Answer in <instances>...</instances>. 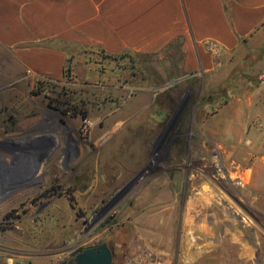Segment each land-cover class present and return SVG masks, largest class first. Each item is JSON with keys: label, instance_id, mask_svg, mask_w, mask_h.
Segmentation results:
<instances>
[{"label": "rangeland", "instance_id": "1", "mask_svg": "<svg viewBox=\"0 0 264 264\" xmlns=\"http://www.w3.org/2000/svg\"><path fill=\"white\" fill-rule=\"evenodd\" d=\"M208 51L198 75L180 45L0 70V264L104 243L115 264H264V47Z\"/></svg>", "mask_w": 264, "mask_h": 264}, {"label": "crops", "instance_id": "2", "mask_svg": "<svg viewBox=\"0 0 264 264\" xmlns=\"http://www.w3.org/2000/svg\"><path fill=\"white\" fill-rule=\"evenodd\" d=\"M211 44L223 62L260 54L264 0H0L1 71L59 78L85 49L155 55L180 45L183 71L198 75L216 69Z\"/></svg>", "mask_w": 264, "mask_h": 264}, {"label": "water", "instance_id": "3", "mask_svg": "<svg viewBox=\"0 0 264 264\" xmlns=\"http://www.w3.org/2000/svg\"><path fill=\"white\" fill-rule=\"evenodd\" d=\"M78 264H112V254L106 244L87 249L76 258Z\"/></svg>", "mask_w": 264, "mask_h": 264}, {"label": "flooded vegetation", "instance_id": "4", "mask_svg": "<svg viewBox=\"0 0 264 264\" xmlns=\"http://www.w3.org/2000/svg\"><path fill=\"white\" fill-rule=\"evenodd\" d=\"M104 244H106V243H104ZM104 244H100V245H97V246L80 249V250H78L76 252V254L74 255V258L73 259H71L67 263H63V264H78L77 261H76V258L78 257V255L82 254L87 249H95V248L97 249V248L101 247ZM106 245H107V247L109 248V250L111 251V254H112V264H115V262H114V260H115V254L112 251L111 247L108 244H106Z\"/></svg>", "mask_w": 264, "mask_h": 264}, {"label": "built area", "instance_id": "5", "mask_svg": "<svg viewBox=\"0 0 264 264\" xmlns=\"http://www.w3.org/2000/svg\"><path fill=\"white\" fill-rule=\"evenodd\" d=\"M210 48L214 53H218L215 50H217L212 44L210 45ZM130 264H155L153 262L147 261L144 257H138V259L134 262H131Z\"/></svg>", "mask_w": 264, "mask_h": 264}]
</instances>
